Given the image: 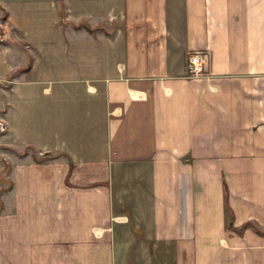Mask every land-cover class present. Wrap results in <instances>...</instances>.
<instances>
[{"label":"crops","instance_id":"0c3cea01","mask_svg":"<svg viewBox=\"0 0 264 264\" xmlns=\"http://www.w3.org/2000/svg\"><path fill=\"white\" fill-rule=\"evenodd\" d=\"M0 11V264H264V0Z\"/></svg>","mask_w":264,"mask_h":264},{"label":"built area","instance_id":"2783aa9c","mask_svg":"<svg viewBox=\"0 0 264 264\" xmlns=\"http://www.w3.org/2000/svg\"><path fill=\"white\" fill-rule=\"evenodd\" d=\"M207 53L195 52L189 58L188 73L191 76H203L207 72L206 67ZM1 125V129L4 130L5 126ZM4 127V128H3Z\"/></svg>","mask_w":264,"mask_h":264},{"label":"rangeland","instance_id":"374dc122","mask_svg":"<svg viewBox=\"0 0 264 264\" xmlns=\"http://www.w3.org/2000/svg\"><path fill=\"white\" fill-rule=\"evenodd\" d=\"M5 11H0V18L2 19L3 18V16L5 15ZM2 26V25H1ZM1 26H0V30H1ZM4 128V127H3ZM2 130V129H1ZM33 154L35 155V153H34V150H33ZM36 156V155H35ZM3 170H8V167H7V164H5V167H4V169ZM0 178H2V182L3 183H5V184H7V186L6 187H9L8 186V183L9 182H7V181H10L9 179H7L3 174H0Z\"/></svg>","mask_w":264,"mask_h":264},{"label":"trees","instance_id":"16d2710c","mask_svg":"<svg viewBox=\"0 0 264 264\" xmlns=\"http://www.w3.org/2000/svg\"><path fill=\"white\" fill-rule=\"evenodd\" d=\"M35 157H36L37 160H41V158H38L37 156H35ZM1 179H2V178H1ZM7 182H9V183H8V186L10 187L11 184H12L11 181H7ZM3 189H4V188H1V189H0V211H1L2 206H3V201H2V199H1V195H2V191H3ZM249 224H250V222H248L246 225H249ZM257 230H258L259 232H261V233H262V232L264 233V231L261 230V229H259L258 227H257Z\"/></svg>","mask_w":264,"mask_h":264}]
</instances>
